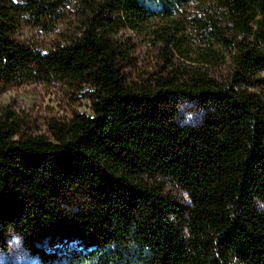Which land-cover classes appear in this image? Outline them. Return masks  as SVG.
<instances>
[{
    "label": "trees",
    "instance_id": "16d2710c",
    "mask_svg": "<svg viewBox=\"0 0 264 264\" xmlns=\"http://www.w3.org/2000/svg\"><path fill=\"white\" fill-rule=\"evenodd\" d=\"M147 1L101 0L138 19ZM159 1L212 5L198 22L231 54L228 76L129 80L98 18L50 51L22 46L17 16L53 5L0 0V88L53 82L90 102L37 131L0 109V244L14 231L42 264H264V101L250 91L264 73V0ZM185 104L203 111L197 123L181 121Z\"/></svg>",
    "mask_w": 264,
    "mask_h": 264
},
{
    "label": "rangeland",
    "instance_id": "374dc122",
    "mask_svg": "<svg viewBox=\"0 0 264 264\" xmlns=\"http://www.w3.org/2000/svg\"><path fill=\"white\" fill-rule=\"evenodd\" d=\"M42 1L45 0H38ZM49 1L53 6L44 17L26 13L17 16L13 35L17 44L47 52L80 37L83 30L95 26L94 19L98 18L100 29L109 34L126 56L122 65L129 80L193 68H202L218 80L230 74L231 54L220 43L209 46L198 22L203 17L202 8L212 5L203 2L185 6L168 4V11L161 1L148 0L149 12L145 18L138 19L123 4L108 7L101 0ZM261 46L264 47V42ZM206 59H210V63L202 66ZM259 77L260 83L256 82L250 91L256 92L264 101V73ZM5 107L26 117L37 131L43 129L49 117L69 119L74 111L89 113L90 102L80 91L53 82L37 81L1 87L0 109ZM202 113L193 104L180 107V119L184 123H197ZM167 191L180 202H188L182 189L169 186ZM1 243L0 264H42L16 232H9Z\"/></svg>",
    "mask_w": 264,
    "mask_h": 264
}]
</instances>
